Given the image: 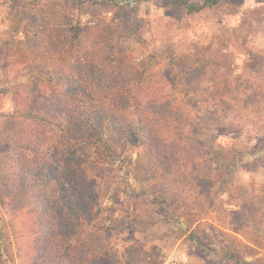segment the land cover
I'll list each match as a JSON object with an SVG mask.
<instances>
[{"label": "trees", "instance_id": "16d2710c", "mask_svg": "<svg viewBox=\"0 0 264 264\" xmlns=\"http://www.w3.org/2000/svg\"><path fill=\"white\" fill-rule=\"evenodd\" d=\"M220 1L191 3L189 9L200 11ZM114 2L119 11L127 8ZM82 4L76 17L28 22L29 29L36 25L38 30L37 41L28 37L26 45L50 62L33 64L44 73L32 75L33 95L16 89L14 108L0 132V141L16 148L0 158V193L17 197L21 209L37 214L26 223L36 237L30 263L114 264L113 246L102 237L120 232L127 221L115 210L104 215L101 205L111 189L119 194L133 188L129 174L150 193L144 200L158 214L155 224L175 219L180 230L203 244L198 230L205 205L219 209L216 200L228 191L247 150L205 140V126L191 121L167 93L168 79L156 70V57L132 55L129 42L139 27L132 11L92 26L93 19H81L88 14ZM171 60L179 70L172 85L194 105L210 63L190 54L171 55ZM133 154L125 167L126 156ZM160 177L163 185L152 182ZM237 210L230 212L243 218L244 211ZM221 230L229 236L235 232L226 226ZM235 238L222 245L223 259L254 264L234 248Z\"/></svg>", "mask_w": 264, "mask_h": 264}, {"label": "rangeland", "instance_id": "374dc122", "mask_svg": "<svg viewBox=\"0 0 264 264\" xmlns=\"http://www.w3.org/2000/svg\"><path fill=\"white\" fill-rule=\"evenodd\" d=\"M93 1L0 0V132L5 127V115L14 108L16 89L32 94V75L44 73L33 64L50 62L33 55L26 45L29 38L37 41L34 33L38 30L36 25L35 30L29 29L28 22L38 24L41 19L63 14L76 17L82 3L88 14L81 19H93L92 26L112 17L122 19L119 12L132 11L139 26L129 42L132 55L137 59L156 57V70L168 79L167 93L191 121L205 126V140L217 146L236 145L246 149L247 156L232 175L226 194L216 200L219 209L206 203L208 210L198 230L203 244L180 230L175 219L155 224L158 214L144 200L150 193L131 174L132 189L139 196L123 188L118 194L111 186L101 205L106 209L104 215L115 210L127 221L120 232L102 237L113 246L112 262L164 264L166 256L175 250L182 257L181 264H235L223 259L227 253L222 247L235 236L234 248L247 261L264 264V0H221L200 11H191L189 5L203 0H116L119 6L127 7L121 11L112 5L114 0H98L110 1V5ZM26 27L29 36L24 32ZM183 54L210 63V74L193 101L196 105L183 100L172 85L179 70L171 55ZM15 151L12 143L0 141V158ZM126 157L128 167L135 154ZM152 182L163 185L164 177ZM237 209L244 211L243 218L231 214ZM36 216L30 207L21 209L17 197L0 193V264H31L28 258L36 237L26 223ZM224 226L233 228V235L224 234Z\"/></svg>", "mask_w": 264, "mask_h": 264}, {"label": "built area", "instance_id": "2783aa9c", "mask_svg": "<svg viewBox=\"0 0 264 264\" xmlns=\"http://www.w3.org/2000/svg\"><path fill=\"white\" fill-rule=\"evenodd\" d=\"M106 203V202H105ZM182 257L177 251H171L165 258L164 264H181Z\"/></svg>", "mask_w": 264, "mask_h": 264}]
</instances>
